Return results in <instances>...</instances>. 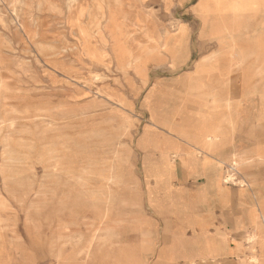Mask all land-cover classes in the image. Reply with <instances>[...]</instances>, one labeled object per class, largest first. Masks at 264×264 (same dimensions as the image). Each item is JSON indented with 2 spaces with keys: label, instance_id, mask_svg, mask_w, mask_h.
I'll use <instances>...</instances> for the list:
<instances>
[{
  "label": "rangeland",
  "instance_id": "374dc122",
  "mask_svg": "<svg viewBox=\"0 0 264 264\" xmlns=\"http://www.w3.org/2000/svg\"><path fill=\"white\" fill-rule=\"evenodd\" d=\"M210 90L232 123L214 150ZM259 117L264 0H0V264H264ZM172 136L188 151L163 158ZM223 235L244 253L205 257Z\"/></svg>",
  "mask_w": 264,
  "mask_h": 264
},
{
  "label": "crops",
  "instance_id": "0c3cea01",
  "mask_svg": "<svg viewBox=\"0 0 264 264\" xmlns=\"http://www.w3.org/2000/svg\"><path fill=\"white\" fill-rule=\"evenodd\" d=\"M216 14V13H215ZM238 14V13H237ZM236 13H227L226 16H224L225 18H231L233 16L237 15ZM216 15H225V14H219L217 13ZM221 16V17H222ZM222 21V19H220ZM176 33L175 36H170L168 40H166L162 46V49L167 52L171 58L174 60V63L177 62V54H179V50H180V45L183 41H185V35H186V27L183 24H180L177 26L176 30L174 31ZM215 59V58H214ZM214 70V61H212L210 58L206 59L205 61H201L197 66H196V73L200 74L202 76V74H208L209 72ZM197 94V93H196ZM214 141H211V143H207L206 141L202 142V147L201 149H207L209 146H211V148L214 150L216 146L221 145L224 142V139L229 131V128L232 127V123H231V117L230 116H225L226 113L228 114L229 111H219L220 107L224 104H219L221 103V100L216 98L214 96ZM193 106V105H191ZM199 102L198 100L195 102L194 104V108L197 110L199 108ZM226 110V109H225ZM218 115V116H217ZM222 115V116H221ZM223 121V128L227 129V130H221L222 131V135L219 136L218 133L219 131L216 130L217 128V121L221 120ZM260 121L264 120V117H259ZM217 125V126H216ZM225 125V126H224ZM216 130V131H215ZM166 133L168 135H171L172 133H169V131L165 130ZM174 139H176L178 141L177 144L175 145H171L170 143L166 142V151L165 154L163 156V158L167 157L168 154H170V152H187L188 147L190 146L189 143H187L184 140L181 139H177L176 137L172 136ZM188 141V140H187ZM184 146V148H183ZM197 149V148H196ZM202 151V150H201ZM214 153V151H213ZM167 155V156H166ZM184 156L183 160L188 156V155H182ZM210 156V154L206 153L205 151H202V155L201 156H193L191 155L190 157L193 158L196 162V166H200L203 164H205L206 162L204 160H206V157ZM236 156V155H234ZM233 156V157H234ZM234 159V158H233ZM232 159V161H233ZM231 161V164H232ZM222 180L220 178L219 174H216L214 171V187L215 189H217V192H215V194L219 197L220 201H222L223 205H228V203L230 202V198H229V194L227 193L226 187L222 186V183H220ZM252 182V181H249ZM247 182V183H249ZM224 183V181H223ZM246 183V181L244 182ZM226 184V183H224ZM250 184V183H249ZM252 184H250V188L248 187V189L250 190L252 188L251 186ZM242 189L240 191H247L246 189L243 190V187H241ZM254 189V188H253ZM254 199L252 200L251 204H249L248 207H259L260 201L264 200V197L258 195L257 193L254 195L253 197ZM255 202V204H254ZM264 222V221H262ZM244 223H245V219L244 216L242 215V217L239 218L238 224H236V226H240L241 228H244ZM220 241L221 242H217V239L211 238L207 240L208 245H206V249H205V257H212L214 258V256H218L217 254L219 252H223L225 253V250L227 251H234L235 256H239L240 254H243L244 252V248L242 249V246L236 245L235 247L233 245H229L227 243V247H226V239L225 236H220ZM224 246V247H223ZM232 250H229V249ZM220 249V250H219ZM242 261V260H241ZM242 264H244V262L242 261Z\"/></svg>",
  "mask_w": 264,
  "mask_h": 264
},
{
  "label": "bare ground",
  "instance_id": "6f19581e",
  "mask_svg": "<svg viewBox=\"0 0 264 264\" xmlns=\"http://www.w3.org/2000/svg\"><path fill=\"white\" fill-rule=\"evenodd\" d=\"M199 8H200V10L202 11V18H201V21H202V23L204 24V25H206V24H210V21H211V18H209V17H207L206 15H205V13H206V10L208 9V7H207V3L205 2V1H203V2H200L199 3ZM195 10V9H194ZM200 11V12H201ZM213 22V21H212ZM194 89V88H193ZM195 94V93H194ZM200 94V93H199ZM199 98H201V99H203V100H205L206 102H210V103H214V101H215V99H214V94H213V92L210 90V91H202V94H201V96H199ZM228 100V99H227ZM226 100V103L224 104V107L227 109V110H229V103H227L228 101ZM187 108H189V107H182V111H181V119L183 120V121H187L188 119H193L194 117H196L197 116V114H199V111L198 110H196L193 106H191L190 107V113L189 112H187ZM187 109V110H186ZM183 110H184V112H183ZM192 112V113H191ZM186 114V115H185ZM187 114H190L189 116L190 117H188V115ZM218 116V115H217ZM222 116V115H221ZM220 116V117H221ZM214 117V116H213ZM187 119V120H186ZM215 119V118H214ZM179 120V119H178ZM210 120H213V119H210ZM224 121V120H223ZM220 122H221V120H220ZM219 121H217V128H220V127H222L221 125L219 126V124H221ZM163 125H166L164 128L168 131V126H169V124H167L166 122L165 123H163ZM173 126V125H172ZM225 126V125H224ZM216 131V130H215ZM218 131V130H217ZM170 133V132H169ZM209 136V135H208ZM207 136V137H208ZM197 144V143H196ZM239 162H241V161H237V160H235V159H233V161H232V166H235V165H237V164H239ZM236 167V166H235ZM226 181H228V179L226 180ZM225 181V182H226ZM259 208L260 209H258V211L259 212H257V213H259L263 218V221H264V200H261L260 201V204H259ZM256 209V208H255ZM252 212H254V209L252 210ZM255 213V212H254ZM258 226H260L259 224H258ZM257 227V226H256ZM258 228V227H257ZM260 228V227H259ZM263 238V237H262ZM263 242H264V240H263ZM257 245V244H256ZM264 246V245H263ZM251 248H252V246H251ZM256 250V249H255ZM251 251V250H250ZM264 257V256H263ZM253 258V257H252ZM255 260H256V258H255Z\"/></svg>",
  "mask_w": 264,
  "mask_h": 264
}]
</instances>
